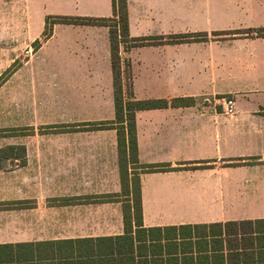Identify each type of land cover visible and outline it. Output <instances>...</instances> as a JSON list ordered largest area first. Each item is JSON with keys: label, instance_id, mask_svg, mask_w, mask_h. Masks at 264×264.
<instances>
[{"label": "crops", "instance_id": "obj_1", "mask_svg": "<svg viewBox=\"0 0 264 264\" xmlns=\"http://www.w3.org/2000/svg\"><path fill=\"white\" fill-rule=\"evenodd\" d=\"M75 1L51 0L45 14L113 15L112 0H85L80 13ZM128 9L132 37L208 33L121 44L134 98L190 100L136 111L140 163L172 169L139 172L143 225L127 233L118 131L85 124L116 117L110 27L55 23L32 59H66L71 128L50 137L31 119L32 134L0 137V264H264V36L244 33L264 26V0H128Z\"/></svg>", "mask_w": 264, "mask_h": 264}, {"label": "rangeland", "instance_id": "obj_2", "mask_svg": "<svg viewBox=\"0 0 264 264\" xmlns=\"http://www.w3.org/2000/svg\"><path fill=\"white\" fill-rule=\"evenodd\" d=\"M76 1L71 3L74 13H80L90 5L85 0ZM50 2L0 0V137L18 139L32 134V127L26 125L31 119L45 122L39 125L38 132L50 137L59 136L71 128L65 112L66 67L59 65L66 59L59 57L55 64L52 63L47 57L52 43L43 52L49 61L46 58L32 59L38 49L34 41L39 39L42 44L46 40L45 33H49L53 27L51 18L46 27L48 16L45 7L50 12L55 11ZM77 5L80 7L76 9ZM66 34L59 29L54 41L64 45ZM130 84L128 80L126 99ZM136 168L134 172L141 171V168ZM133 177L136 178L135 175ZM134 188L136 192V179Z\"/></svg>", "mask_w": 264, "mask_h": 264}, {"label": "trees", "instance_id": "obj_3", "mask_svg": "<svg viewBox=\"0 0 264 264\" xmlns=\"http://www.w3.org/2000/svg\"><path fill=\"white\" fill-rule=\"evenodd\" d=\"M113 15L112 16H78V15H50L47 18L53 19L52 25L55 23L66 24H81V25H106L110 27L111 40V54H112V69L114 76V99L116 118L114 120H105L100 122H87L88 129L97 128H116L118 131V144L120 156V170L122 175L123 191L125 189L126 195L129 196L128 204L124 206V220L126 232L131 233L133 225L137 227L143 225L142 212V195L139 172H134L136 178H130L129 167L141 168L142 172L164 171L170 170L172 167L169 164H143L140 163L138 155V138H137V124L136 111L139 109L165 107L170 104L177 105L181 102H188L189 99H136L134 98V91L132 83L127 91L128 98H125V88L123 81L122 57L120 54L121 44H125L126 48L144 44H158V43H178L188 41H203L208 39V33H176L169 36L155 35L132 37L130 35L129 25V9L128 0H112ZM53 32V27L49 33H45V38H49ZM229 32H214V35L224 34ZM248 35L264 36V26L256 29H248L244 31ZM36 48L41 46V40L34 41ZM196 167V166H193ZM137 183V191H134V183ZM31 255L27 254V257ZM33 256V255H32ZM91 262L96 260H107L96 254L87 255Z\"/></svg>", "mask_w": 264, "mask_h": 264}, {"label": "built area", "instance_id": "obj_4", "mask_svg": "<svg viewBox=\"0 0 264 264\" xmlns=\"http://www.w3.org/2000/svg\"><path fill=\"white\" fill-rule=\"evenodd\" d=\"M223 105L226 113L232 114L235 112V100L233 98H224Z\"/></svg>", "mask_w": 264, "mask_h": 264}]
</instances>
